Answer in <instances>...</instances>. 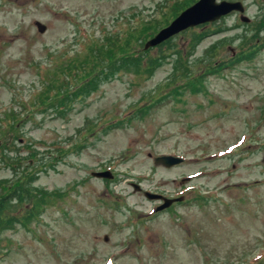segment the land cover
Listing matches in <instances>:
<instances>
[{"label": "rangeland", "instance_id": "1", "mask_svg": "<svg viewBox=\"0 0 264 264\" xmlns=\"http://www.w3.org/2000/svg\"><path fill=\"white\" fill-rule=\"evenodd\" d=\"M173 1L0 0V183L17 172L54 195L2 232L0 264H264V0H224L249 21L231 14L176 35L151 49L163 58L150 76L114 72L78 100L49 76L116 24L173 16ZM179 58L194 75L218 71L195 76L197 89L167 86ZM43 85L51 109L35 95ZM176 87L177 101L153 105ZM169 154L186 161L154 165ZM106 169L111 178L91 175ZM144 191L182 196L152 215L160 202Z\"/></svg>", "mask_w": 264, "mask_h": 264}, {"label": "trees", "instance_id": "2", "mask_svg": "<svg viewBox=\"0 0 264 264\" xmlns=\"http://www.w3.org/2000/svg\"><path fill=\"white\" fill-rule=\"evenodd\" d=\"M195 1L196 0H174L171 3V12H173L179 5H181V7L171 17H168L169 14H163L161 17L155 15L157 19L150 18L149 21H146L143 26H140L138 23L139 21L137 20L134 21L137 22L136 25H132L130 22H126L124 23V25L116 24L109 31L103 34V37L101 39L102 44L97 45L96 42L90 43L89 41V43H87V46L85 44L86 52L80 60L72 58L74 60L70 59L66 62L61 61L56 69L50 71V74L51 72H55V75L49 76H56L55 80H57V82L64 87V91L62 90L60 92H57L56 94L63 97V99L70 95L75 97L74 100H78L79 98H81V93H84L82 91L93 87L100 81L108 79L109 74H113L114 72H120L123 70L129 71L135 75L149 73L148 76H150L153 71H156L157 66L163 57H158V55H155V57H151L148 54L152 51L151 49L161 48L162 45L168 42L170 39L156 47L148 49H144L143 44L148 40L147 38L150 39L151 37H153L161 28L166 26L174 17H176L180 11H182ZM161 8L162 7L158 8L157 10ZM133 18L136 19L135 17ZM140 41H143V43H140ZM200 41L201 37H195L194 39H192L190 42V50L193 51L195 46ZM206 59L207 57L201 58L198 64L204 62ZM62 62H65V64L62 68V71L59 73V75L62 77H59L57 76V73L59 71V66L62 65ZM215 69L216 68L213 67H207L197 75H194L187 63L183 61V58H179L175 63L173 73L169 77V83L165 84L168 86L170 82L178 79L180 80V82H182V85L178 87L184 89L188 87H196L197 89L195 76H197L198 79H203L204 76H209L210 73H217L215 72ZM45 77L47 78L46 73ZM46 78L43 80L44 82L46 81ZM81 79H83V82L84 79H86L85 84L82 85V82L78 92L73 93L71 89L77 86ZM43 86L44 87L40 86L41 88L37 90V93L35 95L39 97V99L37 100H39L41 104H43V101H45V103L42 105L44 106L43 108L50 107L51 109L56 106V104H52L54 103L53 100L55 99L54 95L51 94L52 90L49 89L48 85ZM176 89L177 87L168 90L164 96L160 98L158 97L159 100L153 105L156 106L160 104L161 101L166 98H171L172 102L177 101L178 97L176 94ZM32 100H30V104H32ZM68 101L69 100L67 98L66 100L58 101V106H64ZM126 117H124V120ZM133 117H135L134 114L131 115V118ZM7 120H9V118ZM9 121L13 122V119L11 118V120ZM84 134H86L85 131ZM19 137L18 135H16L15 138L18 139ZM60 150L57 151H59L60 153ZM33 174L34 173H32L31 175ZM14 177L15 178H13L12 180H5L6 182L0 183V190L2 191V193L0 194V236L2 235V232L10 229L16 223L28 220L31 214L37 213L40 210V207L50 201L49 196H54L53 194H45L46 191L44 190H32L28 187V183L35 176L30 177L25 181V178L22 179V177H20L17 172H14ZM24 203L29 204V210L23 209ZM25 211L27 212L25 213ZM14 212H16L17 215H15ZM29 213L31 214L28 215Z\"/></svg>", "mask_w": 264, "mask_h": 264}, {"label": "water", "instance_id": "3", "mask_svg": "<svg viewBox=\"0 0 264 264\" xmlns=\"http://www.w3.org/2000/svg\"><path fill=\"white\" fill-rule=\"evenodd\" d=\"M232 11L243 12V5L241 2H230V1H220L216 0H198L193 5L182 11L171 23L162 28L154 37L149 39L144 48L154 47L161 44L162 42L168 40L172 36L184 31L188 28L198 26L200 24L214 22L220 17L227 15ZM241 20L247 22L248 19L241 16ZM40 33L45 31V26L39 22H35ZM182 160L173 156H158L154 158V164L156 166L172 167L181 163ZM94 177L97 178H111L109 171L92 173ZM134 190L139 191V187L135 186ZM144 196L150 200H163L164 204L159 206L156 210H162L169 207L173 202L180 201L181 198L177 199H167L161 195L151 194L144 192ZM107 238L105 237V240Z\"/></svg>", "mask_w": 264, "mask_h": 264}]
</instances>
